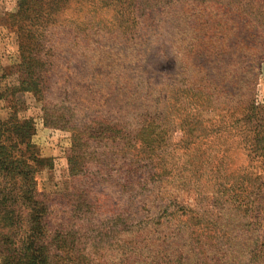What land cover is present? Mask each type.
<instances>
[{
    "label": "rangeland",
    "instance_id": "rangeland-1",
    "mask_svg": "<svg viewBox=\"0 0 264 264\" xmlns=\"http://www.w3.org/2000/svg\"><path fill=\"white\" fill-rule=\"evenodd\" d=\"M19 2L0 0V86H17L10 17ZM69 15L79 23L82 14ZM124 15L103 11L108 22L95 45L76 38L70 67L58 70L68 80L54 78L46 97L63 98L60 87L83 90L79 116L96 110L130 130L151 116L155 134L146 156L122 145V153L110 148L106 155L108 144L96 152L93 144L86 177L71 178L69 133L46 122V103L34 92L14 97L16 117L29 129L22 144L10 136L6 154L32 168L30 194L45 208L51 261L56 255L67 259L63 264H264L262 158L252 153L248 130L258 124L264 135V0H153L143 16ZM208 41L219 49L208 53ZM110 52L121 65L108 60ZM251 106L255 119L246 125ZM6 107L0 102L1 120ZM15 188L0 172V264L10 259L3 240H21L29 224L24 203L8 197ZM57 230H67L64 252L52 245Z\"/></svg>",
    "mask_w": 264,
    "mask_h": 264
},
{
    "label": "trees",
    "instance_id": "trees-1",
    "mask_svg": "<svg viewBox=\"0 0 264 264\" xmlns=\"http://www.w3.org/2000/svg\"><path fill=\"white\" fill-rule=\"evenodd\" d=\"M150 3H153V0H20L16 13L10 17L18 37L17 86H0V102L6 103L8 110L7 120L0 119V172L6 173L9 179L14 182V188L16 187L18 190L14 194H8V197L13 202L22 201L25 205L23 206L30 211V215L27 231L21 240L15 241L11 235L3 240L10 244L8 251L10 259L1 264H63V261H67L66 258L58 259L56 255H54L53 262L51 261L44 240L46 230L43 224V213L45 208L34 202L30 194L33 181L31 166L23 164L22 161H12L11 155L6 154V142L10 136L22 144L27 138L29 129L28 122H22L16 117L15 94L25 91L34 92L41 103H46L41 106V112H43L46 122L69 133L70 153L67 163L71 178L83 179L86 177L84 158L92 154L89 149L93 144L97 145L95 152L101 144H108L109 149L103 151L106 155L110 152V148H112L113 154L122 153V150L119 149L121 145L137 150L138 154L142 156H146L147 151L150 150L149 147L153 143L151 137L155 134L151 116H145L139 129L130 130L122 122L96 110H93L95 115L82 113L79 116L81 110H79L80 104L76 98L83 90L75 91L60 87V95L63 98L48 102L46 97L50 89L49 84L54 78L63 79L64 82L68 80V75L59 73L58 70L70 67L73 59L74 47L72 48V46L76 45V38H81L80 42L85 40L84 42L91 45L100 41L98 38L102 35L101 27L105 25V22H108L104 16H101L104 10L117 8L121 18L125 16L126 12H140L143 16ZM71 9L82 14L81 18H77L79 23L73 20L71 15L66 16ZM141 19L145 20V17ZM204 35V37H210L208 34ZM214 38L217 40L216 37ZM210 44V41L206 43L208 53H214L219 49L218 46ZM81 45L82 43L78 44V46ZM207 46L203 47L207 48ZM245 55L247 56H244V59L247 60L249 68L253 69L254 61L249 58L248 54ZM108 60H114L121 65V56L117 53L110 52ZM120 100H116V105ZM113 111L115 112V110ZM244 119H246V125L251 124L255 119L252 106L250 113L246 114ZM248 130L251 151L262 158L259 165L260 173L264 178V135L258 124ZM188 161L191 164L192 161L190 159ZM32 163H37V160L34 159ZM133 172L136 174V170L131 169L132 177ZM96 175L102 177L99 172ZM147 182L148 180L145 179L144 184ZM87 195L78 201L85 202ZM5 198L1 201L2 204L5 203L4 205H6ZM85 217L86 214L79 216L80 219ZM65 232L67 230H57L52 237V245L54 248L60 249V252H64L61 247L66 244ZM75 235L72 234V236Z\"/></svg>",
    "mask_w": 264,
    "mask_h": 264
}]
</instances>
